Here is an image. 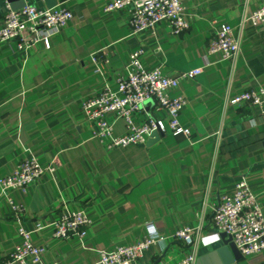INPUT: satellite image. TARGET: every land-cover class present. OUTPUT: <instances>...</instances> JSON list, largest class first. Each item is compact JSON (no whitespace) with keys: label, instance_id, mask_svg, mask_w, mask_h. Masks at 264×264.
Wrapping results in <instances>:
<instances>
[{"label":"crops","instance_id":"1","mask_svg":"<svg viewBox=\"0 0 264 264\" xmlns=\"http://www.w3.org/2000/svg\"><path fill=\"white\" fill-rule=\"evenodd\" d=\"M47 8L45 0H20ZM73 19L50 39L20 50L0 43V177L13 174L34 156L46 170L25 190L8 193L24 207L21 218L35 246L45 248L40 264H94L99 252L128 246L149 235L150 226L167 247L151 246L137 264H173L191 249L172 239L178 229L203 224L195 264H264V252L233 260L219 254L223 241L212 225L215 206L245 180L264 218V114L257 107L226 103L244 91L264 88V29L246 24L235 63L208 47L221 25L237 27L243 14L264 0H183L189 29L170 33L166 23L131 32L127 13L105 12L113 0H55ZM7 0H0V27ZM32 37L22 36L29 45ZM143 49L147 70L160 68L182 79L172 97L188 104L179 115L191 138L167 128L155 143L106 150L94 137L82 104L105 85L116 90L128 71L130 54ZM98 70V71H97ZM151 117L167 126L168 116L149 102L135 117ZM115 134L125 123L115 119ZM52 168L51 172L49 169ZM0 190V264L21 242L20 222ZM66 212H82L91 226L84 239L53 237V223ZM37 225L42 230L36 231Z\"/></svg>","mask_w":264,"mask_h":264},{"label":"built area","instance_id":"2","mask_svg":"<svg viewBox=\"0 0 264 264\" xmlns=\"http://www.w3.org/2000/svg\"><path fill=\"white\" fill-rule=\"evenodd\" d=\"M104 11L126 12L133 34L154 30L161 23H166L174 36L189 29L183 0H113L106 5ZM72 19V13L65 8H37L25 4L20 9L13 10L10 4L6 3L4 24L0 27V43L16 41L18 48L24 50L42 42L49 48L50 39L63 30ZM246 24H251L259 30L264 29V4L253 12L246 11L235 28L221 25L209 44L208 55L220 54L222 60L235 63L241 49L240 33ZM24 34L32 37L29 45L21 42ZM143 54V49L130 54L128 71L118 78L116 90L105 85L82 104L87 121L94 125L93 137L108 151L144 145L153 132L165 133L167 128L175 137L191 138V131L179 122L180 112L188 104V99L184 96L172 97L171 92L179 88L182 79H192L200 74L201 70L169 77L160 68L145 69L141 63ZM151 101L155 102L158 112H165L168 116L167 126L162 120L151 117L136 123L135 117ZM226 103L239 108L257 107L264 114V88L244 91L233 99L227 98ZM110 115L124 121V134H115V123L109 119ZM49 170L53 171L52 168ZM45 171L37 158L31 156L23 160L13 174L0 177L1 193L8 196L12 190H25L36 183ZM8 201L20 222L18 236L21 242L1 264H40L46 252L45 248L32 243L31 232L21 223L25 213L24 207L16 204L9 196ZM211 221L218 232L231 237L242 257L248 258L264 252V218L261 206L245 180L237 184L232 195H225L220 199L213 209ZM90 226L91 220L84 213L66 212L53 223V237L58 240L73 237L84 239ZM40 230L42 226L37 225L36 231ZM202 232V223L194 228L185 227L174 232L172 239L191 249V252L173 264H195ZM153 245L163 246V250L167 247L166 238L152 225L145 239L128 246L116 247L111 251H101L94 264H137Z\"/></svg>","mask_w":264,"mask_h":264},{"label":"water","instance_id":"3","mask_svg":"<svg viewBox=\"0 0 264 264\" xmlns=\"http://www.w3.org/2000/svg\"><path fill=\"white\" fill-rule=\"evenodd\" d=\"M10 3V6L13 10H18L25 5L24 1L20 0H7ZM47 8H53L57 5L55 0H45ZM164 134L160 131H155L151 134L150 138L148 139V145L155 143L158 141ZM221 238L223 241V249L219 250V254L224 258L225 252L230 251L232 254L233 260H238L242 258V255L236 248L235 244L232 242L231 237L226 234H221Z\"/></svg>","mask_w":264,"mask_h":264}]
</instances>
